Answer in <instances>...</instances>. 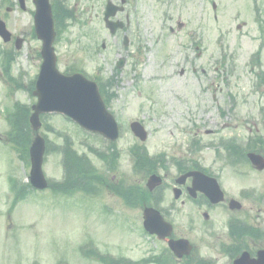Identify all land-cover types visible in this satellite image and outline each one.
<instances>
[{
	"label": "rangeland",
	"instance_id": "1",
	"mask_svg": "<svg viewBox=\"0 0 264 264\" xmlns=\"http://www.w3.org/2000/svg\"><path fill=\"white\" fill-rule=\"evenodd\" d=\"M105 2L67 0L68 5L75 6L74 18L65 21L56 52L61 70L74 65L89 76L96 75L99 68L109 74L117 60H123L118 81L110 89L115 96L109 101L110 110L122 126L117 148L110 153L116 168L107 172L106 154L95 156L89 150L90 146L103 149L101 138L49 114L41 120L39 129L48 142L43 161L45 177L61 179L58 146L66 141L62 134L68 135L77 158L95 166L97 174L131 188L143 186L149 174L144 168L133 171V161L128 157L129 147L141 144L150 155H166L163 165L168 179L161 205L168 208L173 204L166 218L173 224L174 234L196 238L201 231L199 207L190 203L184 206L185 196L174 200L169 188L176 176L171 160L182 157L197 160L202 168L217 175L227 196L241 202L243 211L238 216L264 228V204L248 203L245 196L251 189L255 190L254 198L264 196V173H254L243 157L228 164L226 152L216 147L221 139L234 138L243 144L256 132L264 136V91L255 89L256 76L264 67L248 66L261 42L259 23L264 20V0H133L117 14L128 24L115 34H110L103 22ZM26 6L24 11L0 9V19L7 29L24 39L20 50L10 52L13 58L7 71L14 85L4 80L0 56V264H101L77 252L76 245L88 238L111 256L138 260L154 255L165 244L143 236L142 209L128 206L105 189L91 196L80 192L63 196L50 190L30 192L11 209L9 180H28L29 159L22 152L16 153L12 142L4 138L9 128L5 112L14 102L28 108L35 102L29 83L41 61L36 56L41 43L32 36V3L26 2ZM124 36L127 45L122 42ZM3 49L10 47L0 40V51ZM259 58L264 66V50ZM137 120L148 132L144 143L128 127ZM47 125L55 132L46 129ZM197 140L203 148L191 152L190 144ZM240 148L238 154L244 149ZM252 148L260 152L264 146L255 144ZM75 172L70 171L73 177ZM89 181L94 178L89 177ZM215 215L221 220L228 217L226 212L216 211ZM191 219L193 229V224H188Z\"/></svg>",
	"mask_w": 264,
	"mask_h": 264
},
{
	"label": "water",
	"instance_id": "2",
	"mask_svg": "<svg viewBox=\"0 0 264 264\" xmlns=\"http://www.w3.org/2000/svg\"><path fill=\"white\" fill-rule=\"evenodd\" d=\"M34 3L36 5L34 24L36 34L42 40L41 54L43 63L36 82V90L33 92L38 100L37 104L33 106L34 112L30 116L32 129L36 131L40 127L39 113L54 111L70 116L73 121L84 129L99 132L109 139H115L118 135L117 126L112 116L105 110L95 84L85 81L79 75L64 77L55 71V57L51 47L54 31L48 0H34ZM115 11L116 8L114 6L107 4L104 20L112 32L115 27L120 25L107 21L108 17L114 15ZM0 35L4 37V40H8L9 34L1 21ZM131 128L141 140L145 139V133L140 126L134 123ZM43 152V139L36 136L32 142L29 154L31 158L30 182L37 189H43L47 185L41 171ZM249 158L257 169H264V160L260 156L249 154ZM199 177L206 181H199L201 185L195 187L200 188L199 190L203 191L214 203L221 201L223 196L215 181L201 175ZM159 182L158 177L151 176L147 186L152 189ZM177 196L178 191H175V197ZM143 219L144 228L149 233L156 234L161 238L170 234L171 226L164 222L154 209H145ZM182 244L183 241H172L169 243L177 256H181L183 253L182 249L184 247H182ZM235 264H264V251H259L255 260H248L243 257L236 261Z\"/></svg>",
	"mask_w": 264,
	"mask_h": 264
},
{
	"label": "flooded vegetation",
	"instance_id": "3",
	"mask_svg": "<svg viewBox=\"0 0 264 264\" xmlns=\"http://www.w3.org/2000/svg\"><path fill=\"white\" fill-rule=\"evenodd\" d=\"M26 2L27 0H24V9L28 7L26 6ZM9 5L11 9L20 8L18 0H11V4ZM175 169V172H178L176 167ZM196 169L198 168L194 166L192 168H185V172ZM185 172H180L179 174ZM164 176L168 177V173H164ZM190 182L191 179L186 180L184 185L185 189ZM187 197L188 195L186 193V202H192L197 208L199 207L198 209L200 215H202V220L198 228H201V231L196 238L186 234H173L171 238H185L190 242L192 248L188 255L180 259H177L169 252L171 257L168 264H223L225 260L229 261V264H232V261L238 258L243 252H247L251 258L256 256L257 250L260 249L258 245L264 242V237L256 236L254 238L252 233L256 231L258 234H261L262 226L260 223H245L238 216H234L233 213L241 212L243 210L242 207L230 211L228 208V200L218 204H211L201 194H198V197L192 201H189ZM246 202L256 204L258 200L247 199ZM216 211L226 212L228 213V217L221 220L215 215Z\"/></svg>",
	"mask_w": 264,
	"mask_h": 264
},
{
	"label": "trees",
	"instance_id": "4",
	"mask_svg": "<svg viewBox=\"0 0 264 264\" xmlns=\"http://www.w3.org/2000/svg\"><path fill=\"white\" fill-rule=\"evenodd\" d=\"M28 113L29 110L27 107L23 105H18L17 109L12 114L11 119L9 120L12 134L10 136V140L18 150V152H22L27 157V146L31 141L32 132L28 125ZM63 153V167L65 169V181L61 184L60 188L63 190H73L75 188H84L85 184L89 181V177L95 176L94 174L91 176L88 174L86 169H89L88 165L81 158H77V156L72 152L69 144H64V148L62 149ZM86 168V169H85ZM70 171H77L76 177H73ZM91 173V172H90ZM88 174V175H87ZM55 187V184L53 185ZM57 187V186H56ZM16 195H23L21 189H16Z\"/></svg>",
	"mask_w": 264,
	"mask_h": 264
}]
</instances>
